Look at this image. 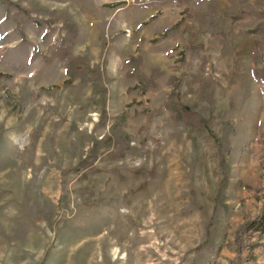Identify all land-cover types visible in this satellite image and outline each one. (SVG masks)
I'll return each mask as SVG.
<instances>
[{"label": "rangeland", "instance_id": "1", "mask_svg": "<svg viewBox=\"0 0 264 264\" xmlns=\"http://www.w3.org/2000/svg\"><path fill=\"white\" fill-rule=\"evenodd\" d=\"M198 1L0 0V264H264V0Z\"/></svg>", "mask_w": 264, "mask_h": 264}, {"label": "trees", "instance_id": "2", "mask_svg": "<svg viewBox=\"0 0 264 264\" xmlns=\"http://www.w3.org/2000/svg\"><path fill=\"white\" fill-rule=\"evenodd\" d=\"M144 3L148 4V5H151V6H154V7H161L163 4L169 2V1H178V0H143ZM217 0H200L196 3V8L198 7H203L204 10L205 9V6H209L210 8L212 7V3L215 2ZM259 15V14H258ZM203 19V18H202ZM200 23V28L202 27H207L205 25H203L205 23L204 19L203 21L201 20ZM65 35L68 36V38L72 39L75 37L76 35V29H75V26L71 23V22H65ZM208 28V27H207ZM211 33L215 34V35H219L218 38L219 40L221 41V44H222V53L224 54V45H225V40H224V37L221 36L220 32L217 31V30H213V29H210L208 28ZM176 30H173L171 31L170 34H175ZM66 39V38H65ZM64 41V39H63ZM62 60L65 61V63L67 64V71L68 73L72 74L71 71H72V66H74V64L76 63L74 60H70V59H67L66 58V55L64 54L62 57ZM133 61H137L136 58H131L129 60V62H132ZM137 62L132 65L133 66V71L136 69L137 67ZM98 71V70H97ZM98 73V72H96ZM251 75L252 77L256 78V79H259V80H262L264 81V67H260V68H255L252 70L251 72ZM139 80L142 81V83H145L143 87H147V86H150L151 85V79L149 76H145V75H138L137 76ZM210 95V93H209ZM247 228L249 229H253V230H257L259 232H264V211L260 214H258L254 220L250 221L248 224H247Z\"/></svg>", "mask_w": 264, "mask_h": 264}]
</instances>
